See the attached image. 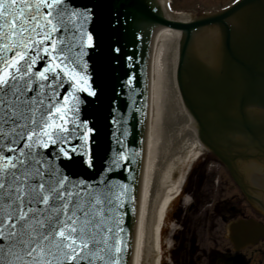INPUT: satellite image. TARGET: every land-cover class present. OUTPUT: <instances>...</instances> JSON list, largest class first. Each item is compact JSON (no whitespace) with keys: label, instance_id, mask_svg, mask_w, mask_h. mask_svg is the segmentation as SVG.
Masks as SVG:
<instances>
[{"label":"water","instance_id":"obj_1","mask_svg":"<svg viewBox=\"0 0 264 264\" xmlns=\"http://www.w3.org/2000/svg\"><path fill=\"white\" fill-rule=\"evenodd\" d=\"M35 4H39V0H35ZM71 4L78 8L95 5L96 15L89 23L65 16L63 28L58 27L52 33L57 48L64 50L68 61L65 62L62 56L54 58L57 54L51 47L52 41L33 33L32 40L23 45L22 51L24 59L31 55L35 63L28 74L18 73L21 93L15 98L8 96L5 99L16 104L19 123L32 127H35L31 125L32 118L39 120L42 112L51 109L44 116L48 126L41 125L31 139L24 142L31 144L32 140H36L33 150H38L47 159L42 166L47 169L51 165L56 170L54 181L67 176L65 184L73 192H79L82 206L90 209L99 225L92 229L100 241L93 249L92 264H110L114 256H122V264H127L146 128L147 63L155 30L168 26L181 31L177 84L183 104L193 119L200 141L243 185L236 170L239 156H232L239 147L230 139L244 136L252 140L254 121L257 120L253 110H264V0H240L221 13L188 23L168 19L156 0H71ZM45 11L46 8H42L40 22L36 24L40 33L45 30L44 23L51 19L44 15ZM81 24L84 33L93 34L95 43L93 48L85 46L87 55L82 58L76 54L81 42L76 29ZM209 27L218 30L219 38L216 57L207 61L203 51L195 52V56L190 52L197 34ZM5 42L15 48L20 38L0 40V67L3 66V57L14 58L11 51L3 49ZM45 48L47 51H44ZM77 59L81 63L88 62L86 73L72 63ZM17 63L22 64L23 60H17ZM46 68L48 72H45ZM73 68L90 77L87 84L77 83L78 76L73 79ZM37 69L45 72L46 76L59 72L63 87H56L53 94L48 87L50 82L44 81L37 73L32 80L34 90L29 93L25 87L27 76L36 73ZM59 82L58 78L56 83ZM40 84L45 87H39ZM52 86L55 87V84ZM89 86L97 90V96H89L80 90ZM29 94L34 100L25 103ZM47 96H52L54 106L49 104ZM74 97L86 103L81 104ZM76 108L80 111L74 116L70 109ZM57 109L60 111L57 112ZM261 121L264 124V120ZM74 124L80 127V131H73L68 139L80 151L72 154L71 158L63 153L57 155L60 149L52 140L58 139L61 134L67 135L60 126L72 129ZM88 127L94 128V131L88 133L90 148L84 154L78 137ZM19 132L20 128L0 120V148L3 149L0 151V169L4 168L5 153H9L13 160L18 155V152L10 151L17 145H6L5 140L15 138ZM53 133H56L55 137ZM45 142L47 147L43 146ZM63 147L71 152L68 144ZM120 152L125 158H121ZM36 166L32 163L29 171L34 173ZM124 186L127 189L117 201L116 196ZM15 190L16 185L9 186L6 180L5 189L0 192V218L11 212L6 200ZM97 197L101 201L111 199L113 203L97 204L93 209L89 200L94 201ZM116 221H121L118 226L124 229L119 233L122 253H115ZM108 228L113 231L108 232ZM231 234L235 247L240 249L243 244L256 243L260 236H264V225L255 220H243L231 225ZM0 248L3 249L0 251L3 264L12 261L19 264L16 260L21 251L19 247L10 250L6 241H0ZM233 261L244 264L241 255L234 256Z\"/></svg>","mask_w":264,"mask_h":264},{"label":"snow or ice","instance_id":"obj_2","mask_svg":"<svg viewBox=\"0 0 264 264\" xmlns=\"http://www.w3.org/2000/svg\"><path fill=\"white\" fill-rule=\"evenodd\" d=\"M34 4L35 0H28V2L25 0H0V40L7 41L10 38H20V43H17L15 48L7 42L2 45L5 51L12 52L14 58L3 57V66L0 67V120L20 128V132L15 138L5 140L6 145H17L10 151L18 152V155L13 160L9 153H5L4 168L0 169V192L5 189L6 180L9 186L11 184L16 185L15 192L11 193L6 200L11 212L0 218V241H6L10 250L19 247L21 251L16 257L19 264H92L93 249L100 243L96 239L97 234L92 229L99 225L91 215L90 209L82 206V198L79 192H73L65 184L68 179L67 176L54 181L53 177L56 175V170L51 165L47 169L42 166V162L47 163V159L42 157L38 150H33L36 147V140H32L31 144L24 142L26 139H31L33 133L41 125L48 126L44 116L51 109L42 112L39 120L32 118L31 125L35 126L32 127L19 123L16 104L6 100L5 97L12 96L15 98L21 93V77L18 76V73L28 74L31 66L35 63L31 55L28 59H24L22 51L23 45L32 40V34L42 35L45 40H51V47L57 54L54 58L62 56L63 60L67 62L68 56L65 55L62 48H57L52 33L56 32L58 27L63 28L65 16L75 17L77 21L83 20L85 23H89L95 18V5L91 7L85 5L78 8L71 4V0H50V2L49 0H39V4H35V6ZM42 8H46L44 15L51 17V19L44 23L45 30L40 33L37 31L36 24L40 22ZM48 26H51L50 31ZM64 30L67 29L64 28ZM76 32L81 38L76 54L82 58L87 55L85 46L88 48L95 47L94 37L91 32L84 33L83 24L76 29ZM25 33L28 35L25 36ZM85 35L86 40L84 39ZM44 51H47V48ZM17 60H23V63L18 64ZM72 63L79 67L81 72L86 73L88 71L89 65L86 60L81 63L77 59ZM9 69L12 70L9 71ZM48 71L49 69L46 68L45 72ZM45 72H39L37 69L36 73L27 76L25 87L28 88L29 93L34 90L32 80L37 73L44 81L50 82L48 87L53 94L56 92V87H63L62 76L59 72L51 76H46ZM77 76L79 80L76 82L79 84H87L90 79L89 76L81 75L73 68V79L75 80ZM58 78L60 82L56 83ZM53 84L55 87L52 86ZM39 87H45V85L40 84ZM80 90L87 92L89 96H97V90L92 86ZM63 98L66 99V97ZM47 99L52 105V96H47ZM74 99L81 104L86 103L79 97H74ZM33 100L34 98L29 94L25 97L24 102L28 103ZM40 103L42 105V101ZM59 111L60 109H57V112ZM70 111L75 116L80 109H70ZM81 123L85 124L86 122L81 121ZM60 127L62 132L67 133V135H59V138L53 139L52 143L60 149L57 155L63 153L71 158V155L80 149L72 145L68 137L72 136L73 131H80V127L75 124L72 125V129ZM93 131L94 128L88 127L80 132L78 137V140L82 142L84 154H87L90 148L88 133ZM52 136L55 137L56 133H53ZM37 139L40 138L37 137ZM117 142L119 143V140ZM64 144L69 145L71 152L68 148L63 147ZM43 146L47 147V143L45 142ZM0 151L3 149L0 148ZM119 155L121 158H125L123 152H120ZM32 163L37 165L34 173L29 171V166ZM73 187L87 186L74 185ZM126 189L127 186H124L117 194V201L120 200V196L124 194ZM101 203L112 204L113 201L107 198L105 201H101L98 197L94 201L89 200V205L93 209L95 205ZM8 220L12 222L6 223ZM119 223L121 221H116L117 243L115 253H122L119 233L123 232L124 229L118 226ZM112 231V228H108V232ZM0 251L3 249L0 248ZM0 264L3 262L0 261ZM10 264H16V261H12ZM110 264H122V256H114Z\"/></svg>","mask_w":264,"mask_h":264},{"label":"bare ground","instance_id":"obj_3","mask_svg":"<svg viewBox=\"0 0 264 264\" xmlns=\"http://www.w3.org/2000/svg\"><path fill=\"white\" fill-rule=\"evenodd\" d=\"M156 1L168 19L189 22L188 15L170 9L169 0ZM218 38L214 27L197 34L191 55L203 51L207 61L216 57ZM181 39L180 30L160 26L151 42L144 158L138 177L127 264H162V235L168 212L182 194L188 169L202 154L203 145L198 141L196 126L184 108L177 84ZM249 169H255L252 178L264 186L260 168L249 166Z\"/></svg>","mask_w":264,"mask_h":264},{"label":"rangeland","instance_id":"obj_4","mask_svg":"<svg viewBox=\"0 0 264 264\" xmlns=\"http://www.w3.org/2000/svg\"><path fill=\"white\" fill-rule=\"evenodd\" d=\"M170 1L173 10L183 12L189 16V20H193L205 13L218 12L235 0ZM230 140L236 142L233 138ZM201 153L200 158L188 169L180 198L168 212L162 235V264H184V261L196 263L198 258H201L200 261H211L213 254L223 255L228 251L231 255L235 253L228 235V224L233 221V217L228 212H215L219 203H241L242 208L237 211V216L244 214L253 217L252 202L241 198L240 190L225 166L205 147H202ZM245 173L246 181L251 182L249 173ZM198 199L203 201L199 205V212H194L193 207ZM210 202L214 204L212 207L209 206ZM232 215L234 216V213ZM195 231L196 244L189 240ZM184 234L188 238L185 244L182 243V238H179Z\"/></svg>","mask_w":264,"mask_h":264},{"label":"flooded vegetation","instance_id":"obj_5","mask_svg":"<svg viewBox=\"0 0 264 264\" xmlns=\"http://www.w3.org/2000/svg\"><path fill=\"white\" fill-rule=\"evenodd\" d=\"M253 112L256 115L255 118L257 120L254 121L255 123L254 124V134H253L252 140L250 141L251 153L249 152L248 149H244L246 145L244 143L245 140L243 138L238 139V143H237L239 146L238 153L241 157L252 156L254 160L259 162L261 159H264V124L261 121V120H264V110L261 108H254ZM258 118H260L261 120ZM237 186L240 190L241 198H244L246 201L251 200L252 202V209H253L252 218L264 224V188L258 183H255L253 184V188L250 191L251 192V195H250L246 193V191L241 187V185L240 186L237 185ZM202 201H203L202 199H198L197 204L193 207L194 212H199V205L202 203ZM233 203L234 205H229V203H219V207L218 206L215 207V212L220 211V212H224V214L228 212L230 213L229 215L233 217V220H235L237 219L236 217H240V216H237V211L242 207L240 206L241 203H235V202ZM213 205L214 204H211V202L209 203V206L212 207ZM213 211H214V207H213ZM232 213H234V216L232 215ZM241 217L249 218L247 216H244V214ZM189 220H192V219H189ZM186 225H187V222H186ZM179 238H182L183 244H185L186 241L188 240L185 234ZM189 240H191V242L196 244L197 242L196 231L194 232L193 237H191ZM241 253L246 259L245 261L246 264H264V238L260 239L255 245L247 246ZM216 256L219 257L218 258L219 261H197L196 264H204V262L207 264H234L233 261H228L221 254L220 255L216 254ZM184 264H195V262L194 261H184Z\"/></svg>","mask_w":264,"mask_h":264}]
</instances>
